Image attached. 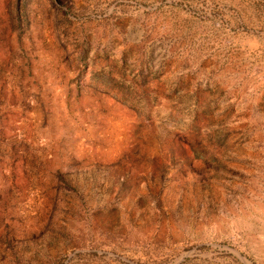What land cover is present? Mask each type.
<instances>
[{
  "label": "rangeland",
  "instance_id": "374dc122",
  "mask_svg": "<svg viewBox=\"0 0 264 264\" xmlns=\"http://www.w3.org/2000/svg\"><path fill=\"white\" fill-rule=\"evenodd\" d=\"M0 264H264V0H0Z\"/></svg>",
  "mask_w": 264,
  "mask_h": 264
}]
</instances>
